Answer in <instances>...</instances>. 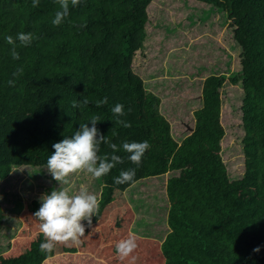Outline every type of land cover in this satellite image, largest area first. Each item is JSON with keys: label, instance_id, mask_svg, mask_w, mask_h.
Wrapping results in <instances>:
<instances>
[{"label": "trees", "instance_id": "trees-1", "mask_svg": "<svg viewBox=\"0 0 264 264\" xmlns=\"http://www.w3.org/2000/svg\"><path fill=\"white\" fill-rule=\"evenodd\" d=\"M160 1L171 6L175 3L176 8L182 7L177 10L179 14H174L172 18L181 16L186 30L192 28L200 31L202 39L206 38L209 42L223 36L228 39V47L239 50V72L222 73L220 66L215 70L206 68L211 73L202 77L201 81L192 77L194 79L190 84L192 90H200L201 87V106L193 111L196 118L206 110L211 114L207 99L216 93L221 96L226 81L240 87L236 96L241 101L235 107L239 109V128L243 130L238 141L243 154L242 159H238L241 160V172H231L228 177L226 170L223 171L225 164L221 166L208 161L204 166H196L204 176L200 178L195 170L185 165L193 173L189 181L195 183L192 187L204 181L201 186H206V190H201L199 194L193 189L177 191L175 196L172 195L175 202L170 206L173 207L167 219L172 230L160 245L165 257L164 264H264V0ZM151 2L81 0L75 7L69 5V16L56 26L51 21L59 10L57 0H40L37 7L32 6L31 0H0V177L10 171V164L23 161L19 156L21 151H25L24 159H28L29 165L37 166L38 158L54 151V143L64 136H70L79 128V124L88 123L93 116L100 117L101 121L96 126L109 143L120 146L124 141L151 139L150 145L155 154L152 158L158 160V156H171L170 150L176 143L167 136L158 124L160 120L152 114L160 98L144 90L142 78L133 69L135 63L148 58V44L152 37V29H149L152 23L148 16ZM166 24L170 25L168 22ZM173 26L178 25L173 23ZM19 32H31L35 39L28 46L17 41L19 59L14 60L10 54L12 46L5 37H15ZM162 33L158 40L166 42V29ZM152 58L159 61L154 66L163 68L162 57L155 55ZM18 68L23 69L22 73L13 75ZM198 68L205 70L202 65ZM149 72L154 70L150 69ZM145 74L148 75V70ZM195 75L193 73L191 76ZM10 79L15 81L14 86L7 83ZM162 79L153 87L163 88L165 82L173 83L172 80ZM104 97H107V103L98 106L97 101ZM85 98L89 101L87 104L73 106L74 102ZM18 100L21 101L16 107ZM117 103L125 106L126 115L121 119L128 121L130 127L125 128L116 122L111 109ZM145 106L149 116L145 114ZM215 111L214 122L220 116L221 107L217 106ZM7 124L9 127L12 125V128H8L7 137L17 136L10 139L9 144H5ZM215 126L217 129V124ZM164 139L169 142H164ZM209 143L205 139L203 147L211 146ZM187 151V147L175 151L172 159H186V164H195V159ZM111 152L108 144H101V155ZM116 154L124 162L102 177L105 183L120 189L126 186L115 184L113 180L120 170L127 169L118 168L120 165L136 168V176L140 175V179L134 178V183L148 178L164 180L163 174L143 177L146 171L129 161L127 153L121 149ZM170 167L177 166L172 163ZM177 168L182 167L178 165ZM78 176L84 181L89 178L90 184H95L94 178L90 180L91 176L84 171L76 175V180H79ZM58 187L59 183L55 182L54 188ZM213 189L215 192L210 195ZM145 190L143 187L136 192L132 190L138 195L131 208L152 212L155 216L149 221L138 214L134 218L131 229L141 235L136 236L137 247L133 254L121 258L114 250L116 246L113 249L106 246L97 248L98 256L106 258L110 264H159L158 258L152 257V241L146 240L150 235L159 238L166 230V197L163 194L164 199L158 203H154L156 200L146 202L143 200L147 194ZM197 195L206 203H183L184 198L193 200ZM25 206L38 210L40 202L31 201ZM2 213L0 205V224L1 217H4ZM100 223L106 228L111 227L108 221ZM87 229L90 231L89 226ZM92 235L95 234L86 231L79 243L82 246L95 245L97 242L90 238ZM18 243L23 244L20 248L28 249H24L19 257H9L5 264H41V260L48 256L39 249L40 237L34 239L30 236ZM63 246L72 248L67 241ZM258 246L260 251L254 252L253 249ZM159 252L156 253L161 255ZM0 264H3L2 260Z\"/></svg>", "mask_w": 264, "mask_h": 264}, {"label": "rangeland", "instance_id": "rangeland-1", "mask_svg": "<svg viewBox=\"0 0 264 264\" xmlns=\"http://www.w3.org/2000/svg\"><path fill=\"white\" fill-rule=\"evenodd\" d=\"M181 8L182 7L176 8L175 3H172L171 6L170 4L162 3L160 0H152L151 6L148 7L149 22L152 23V25H149V29H152L150 33L152 37L150 40L151 43L148 44L149 51L146 56L148 58L139 61V63H135L139 70L133 67L144 82V90L147 89L150 95L156 96L157 99L160 98L157 108H153L154 111L152 110V114L156 115L157 120H160L158 124L162 126L167 136L176 143L175 147H172L170 150L172 153L171 156H158V160L161 161V163H159L157 159L152 158L155 154L150 145V148L146 150L143 156V160H141L140 167L146 171L143 177L163 174L166 178L162 181L155 178H148L149 180L145 179V181L141 183L131 182V184L127 186L129 182L125 184L126 186L123 189L113 184L109 185L105 183L102 177L99 179L94 178V183H96L95 191L97 194H99V187H101V184L103 186H114L120 190L121 198L119 199L122 201H119L121 205L118 209H120V211L122 210L121 213H118V210L112 217H109L108 222L111 224L109 228H106L105 225L99 222V220L105 219H101L98 214L92 217V223L89 226L90 231L86 227L85 232L87 231L95 234L90 236V238L97 242L95 244L97 247L94 244L82 246L80 243L67 241L72 248H66L63 246L65 242H57L55 243L53 251L48 254L45 259L41 260L43 261L41 264H110L106 258L98 256L96 253L97 248L106 246L109 249H113L112 247L116 246L120 240L127 239L129 235L134 234L131 227L134 217L136 218L137 214L143 219H148V221L155 216L152 212L135 211V209L133 210L131 208L138 195L135 192L138 188L142 187L145 188L147 192L143 199L146 202L156 200L154 203H158L164 199L163 194L166 197L167 209L164 220L166 230L163 231L161 237L156 238L150 236L146 240L152 241L150 246L154 248V254H152L153 259L158 258L157 261L159 264H164L165 257L160 251V245L164 241L167 233L172 230L167 221L170 214L169 211L173 207L170 206L175 202V198L174 202L172 201V195L175 196L177 191L178 193L184 191L188 192V190L191 191L193 189V192L196 191L199 194L201 190H206V186H201L204 181L197 183L195 188L192 187L195 183L189 181L193 173L190 169L188 170L187 167L195 170L196 176H201L200 178H204V176L196 166H204L208 161L221 166L225 164L226 168L223 169V171L226 170L225 173L228 177L231 172H241L243 170L241 160H238L243 157L238 142L240 136L243 134V130L239 128V109L235 107L238 106L241 101L240 98L236 96V93H239L241 88L226 81L222 87L221 96L216 93L207 99V105L212 109L211 112H208L211 114L209 115L206 113V110L196 118L193 111L201 106V87L200 90H198V88L192 90V85L190 84V82L193 81L192 79L195 78L201 81L202 77L205 78L207 74L211 73L208 72L206 68L215 70L220 66L222 73L230 74V72H239V50L236 51L228 47V39H225L223 36L209 42L206 38L202 39V33L200 31H196L192 28L186 30L185 21L181 16L178 19L172 18L174 14H179L177 10ZM161 16H163V19H160ZM164 16L168 17L164 18ZM167 22L170 23V25H167ZM173 23L178 26L171 27ZM165 29V35L167 36H164L167 37V39L165 40L166 42H162L161 39L158 40V36ZM218 35H221V33ZM155 55H158L159 58L162 57L161 60H163L162 62L164 64L162 65L163 68H158L159 66L156 65L154 66V64L159 63V61L156 62L155 59L152 58ZM201 65L205 67V70L198 68ZM142 69H144L143 75ZM150 69H153L154 72H149ZM146 70H148V75L145 74ZM195 71H198L196 75ZM190 72H192V74L194 73L195 76H191L192 74H190ZM162 78L167 81L172 80L173 83L171 82L172 84H169L165 82L163 88L153 87L157 86V82H162ZM154 88L157 92H155ZM20 101L21 100H18L16 107L19 106ZM217 106L221 107V113L219 118H216V122H214L212 119H215V109ZM144 111L146 116H149L147 106H145ZM215 124H217V129H215ZM10 127L12 128V125ZM10 127L7 124L5 144H7L10 139L17 138V136H13L12 138H9V136L7 137L8 128ZM62 134L63 133H61V135ZM220 134H222V136L218 138ZM163 136L164 138L166 137L165 134ZM187 139L189 140L187 141ZM205 139H208L211 146L203 147ZM150 141L151 139L148 140L149 144ZM165 141L169 142L168 139H164V142ZM32 144H34V141ZM192 146H194L193 150L191 149ZM186 147L188 149L187 154L195 159V164L193 165L186 164L188 162L186 159H184V161H175L172 159L175 151L179 149L185 150ZM5 148L6 150L8 149V147ZM49 155L50 154L38 158L36 161L38 165L34 166L29 165L28 159H24L26 156L25 151H21L19 156L23 158V161L20 164H10V171L4 173L0 177V205L3 210L2 215H4V217H1L0 224V260L3 261V264L8 261L9 257H19L24 249H28L26 247L20 248V246L23 245L22 243H18L20 240H26V238L30 236L34 239L40 237L41 242L46 239L43 233L40 232L39 220L33 216L36 209H30L25 205H28L31 201L34 203L40 202L39 197L42 194L50 192L49 189L52 190L55 187V182L57 181L52 178L46 168V164H44ZM186 156L184 158H186ZM16 157L17 156H15V158ZM172 163L177 167L180 165L182 168H172L170 167ZM128 167L132 168L133 166L125 167L120 165L118 168ZM79 172L80 170L70 174L67 178L68 183H61L60 187L69 188L71 186L72 188L74 186L73 188H78V183H84V187L93 194L94 187L88 184L90 183L89 178L87 181H84L78 176L79 180H76V175ZM85 174L87 173L85 172ZM92 178L93 177H90V180ZM135 178L140 179V175L135 176ZM134 184L137 185L134 186ZM161 184H163L164 187H162ZM178 185H182V187L179 188ZM214 187L215 189L217 188L216 185H214ZM215 189L212 190L213 192H211L210 195L215 192ZM132 190H135V192L132 193ZM77 191L78 190H74L73 193ZM123 192L125 197L123 196ZM108 201L107 198L106 201L104 200L106 203H108ZM202 201H204V199H199L198 195L193 200L183 199V203L191 202V204L198 205L206 203ZM127 203L128 206H126ZM131 209L134 214L130 212ZM192 216L194 217L195 215ZM138 237L140 236L138 235ZM159 251L161 255L156 253ZM133 253L134 250L131 254ZM21 261L22 259L20 258V262Z\"/></svg>", "mask_w": 264, "mask_h": 264}, {"label": "clouds", "instance_id": "clouds-1", "mask_svg": "<svg viewBox=\"0 0 264 264\" xmlns=\"http://www.w3.org/2000/svg\"><path fill=\"white\" fill-rule=\"evenodd\" d=\"M32 6H39L40 0H31ZM81 0H57L59 10L55 12L51 23L60 25L69 16V5L77 6ZM35 39L31 32H19L15 37L9 35L5 37L6 42L12 46L10 54L14 60L19 59L16 51L17 41L24 46H28ZM23 69L18 68L13 75L22 73ZM9 86H14L15 81L10 79ZM85 98L74 102L87 104ZM107 103V97L97 101V105ZM112 113L116 117V122L123 127H130V123L121 117L126 115L125 106L121 103L115 104ZM101 121L99 116H93L88 123L79 124L70 136H64L62 140L52 145L54 151L48 156L46 168L52 178L59 182V187L39 197L40 207L33 213L39 220L40 232L45 236V240L39 245V249L45 254H50L57 242L72 241L79 243L84 236L85 228L92 223V217L99 210V201L96 195L90 193L86 187H80L75 193H70L68 188H61L60 184H67L71 173L78 170L90 174L91 177L99 179L106 176L111 169L124 162L123 158L116 153L121 149L128 154L127 159L139 166L141 160L150 148L147 140L124 141L120 146L109 143L97 128V122ZM89 123L91 126H89ZM101 144H108L112 149L111 153L100 154ZM136 176V168L122 169L119 175L114 177L115 184H127L133 182ZM136 235L131 234L127 239H122L116 244V252L121 257L129 256L137 247ZM259 252V246L253 249Z\"/></svg>", "mask_w": 264, "mask_h": 264}, {"label": "crops", "instance_id": "crops-1", "mask_svg": "<svg viewBox=\"0 0 264 264\" xmlns=\"http://www.w3.org/2000/svg\"><path fill=\"white\" fill-rule=\"evenodd\" d=\"M76 184H77V182H76ZM88 184H90V183H88ZM73 187L71 188V186H70L68 188L70 193H73L74 190H79L80 187H84V183L80 184L79 188H73ZM91 187H94L93 188V194L97 196L98 201H99V206L101 208L96 214H98L101 219L102 218L105 219V220H99L100 222L108 221L109 217H112L116 211H118V210H119L118 212L122 211V210L120 211V209H118V207L121 205L119 201H122L119 199V198H121L120 190H118L114 186H108V185L103 186L101 184V187H99L100 188L99 194H97V192L95 191L96 190V183L94 185H91ZM105 187H108V188L104 191ZM102 190H103V194H102ZM123 196L125 197L124 192H123ZM106 198L109 200L108 203L104 202V200L106 201ZM127 205H128V203H127ZM131 211H132V209H131ZM132 213H133V211H132ZM165 228H166V226H165ZM134 234L137 237H138V235L139 236L141 235L140 233H137V232H134Z\"/></svg>", "mask_w": 264, "mask_h": 264}]
</instances>
